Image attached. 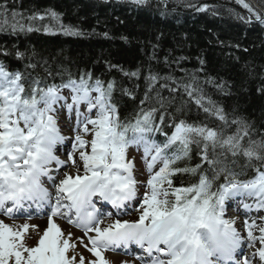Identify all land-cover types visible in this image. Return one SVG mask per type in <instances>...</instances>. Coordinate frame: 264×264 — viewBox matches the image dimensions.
Wrapping results in <instances>:
<instances>
[{
  "label": "snow or ice",
  "instance_id": "snow-or-ice-1",
  "mask_svg": "<svg viewBox=\"0 0 264 264\" xmlns=\"http://www.w3.org/2000/svg\"><path fill=\"white\" fill-rule=\"evenodd\" d=\"M131 2L144 5L147 0ZM236 2L248 10L249 22L255 16L264 24V17L245 0ZM207 8L203 5L197 10ZM46 15L59 21L55 11L48 10ZM18 16L0 4V31L39 30L31 23H21ZM28 19L43 21L45 15ZM60 27L65 34H79L71 26ZM44 31L51 32L52 28L45 26ZM15 55L23 57L20 52ZM109 68L125 76H139V70L129 73L117 65ZM45 71L47 76H31L10 71L0 62V210L11 217L23 214L26 205L49 209L43 229L0 219V264H86L84 257L76 254L78 245L95 257L88 264H109L106 251L132 244L147 253L150 264H264V216L243 220V231L236 227L235 218H225L233 200L246 211H264V140H252L247 124L231 121L236 131L226 135L224 128L177 120L165 107L162 90L176 93L182 88L205 113L229 126L222 108L210 100V106L205 105L202 89L151 71L145 77L148 87L139 112L132 120H122L114 79L105 81L83 72L50 83L48 77L53 74ZM121 91L132 96L128 89ZM153 91L159 108H144ZM65 112L69 119L74 117L70 136L63 135L58 124L59 115ZM156 134L163 136V141H158ZM66 140L71 151L64 161L56 151ZM132 148L142 151L145 180L137 179L139 170L135 157H130ZM194 148L199 162L193 167L176 166L178 161L190 160ZM239 157L245 158V163L237 170ZM68 162L76 174L64 172L61 178V169ZM81 166L83 175L79 174ZM247 169L252 170L251 176ZM179 174L198 175L199 179L177 187L173 178ZM45 179L52 190L45 187ZM138 187L146 190L138 195ZM249 199L253 203H247ZM131 202L138 205L135 211L139 218L134 221L113 219L112 212L103 210L105 203L110 204L118 217ZM57 217L67 219L83 235L74 239L71 232L62 230ZM245 245L254 251L245 254Z\"/></svg>",
  "mask_w": 264,
  "mask_h": 264
},
{
  "label": "trees",
  "instance_id": "trees-1",
  "mask_svg": "<svg viewBox=\"0 0 264 264\" xmlns=\"http://www.w3.org/2000/svg\"><path fill=\"white\" fill-rule=\"evenodd\" d=\"M245 2L264 17V0ZM0 4H6L9 13L18 12L21 23L39 29L0 31V62L8 70L47 76V69L54 77H48L50 83L83 72L105 81L114 79L122 120H132L139 112L150 71L171 76L202 89L205 105L210 106V100L222 108L229 126L205 113L182 88L176 93L162 90L165 107L177 120L224 128L226 135L236 131L231 121L239 120L249 126L252 140H264V92L260 91L264 88V24L255 16L249 22L248 10L236 0H147L144 5L117 0H0ZM203 5H208L207 10L198 11ZM48 10L58 13L59 21L46 15ZM35 15H45V19L29 21ZM60 25L71 26L79 34H65ZM45 26L52 31H44ZM5 51L10 54L5 56ZM16 52L23 57L18 59ZM109 65L129 73L139 70V76H125ZM121 89H128L132 96ZM150 106H160L155 91L143 105ZM195 151L190 160L178 161L176 166H195L199 162ZM244 163L245 158H237V170ZM247 171L248 176L253 174ZM198 179V175L179 174L173 183L188 186Z\"/></svg>",
  "mask_w": 264,
  "mask_h": 264
},
{
  "label": "bare ground",
  "instance_id": "bare-ground-1",
  "mask_svg": "<svg viewBox=\"0 0 264 264\" xmlns=\"http://www.w3.org/2000/svg\"><path fill=\"white\" fill-rule=\"evenodd\" d=\"M130 69H134V68H130ZM135 71H137V70H134L132 72H135ZM136 88H137V86H136ZM139 93H141V92H139ZM151 93H150V95H151ZM65 94H67V91H65ZM60 115L62 117H64L65 119H68L67 113H61ZM69 151H71V149ZM64 172H68L69 174L75 176V174H76V168H74L72 165H71V167H69L66 170L64 168H62L61 169V173H60V177L61 178H62ZM79 174L83 175L82 166L80 167V173ZM144 190H146V189H141V192H143ZM93 199H94V201L96 203H98V200H97L98 198H95L94 197ZM246 202L248 203V201H246ZM99 204H100V202H99ZM234 204H235V202L230 201L228 203V206L233 207ZM107 207H108V209L110 208V210H106L105 211V209H107ZM137 207H138V205L135 202L129 203L127 205V208L126 209H121L120 210V213L127 212V210H130L131 209V211H129L130 212V216H128V218L126 216H124V217L119 218V219H121V220H129V221H134V220L138 219L139 218V213L135 211V209ZM112 208L113 207L111 205H108V206L104 205L103 206V210L105 212H112L115 215L116 211H113ZM25 215H26V213L23 210V214H21V213H18L17 214L16 213V217L15 218H8V217L6 218L5 216H3V215L0 214V219H3L6 223H9V224L20 225V224H23V223H29L30 225H38L40 227V229H43V228H45L47 226V218H48V216L46 214H41L39 216V218H37V219H34L33 218V219L30 220V222H27V219H25ZM251 215H255V218L257 216H259V214L255 210H252L250 212L245 210L240 215L241 216L240 217L241 220H237V224H236V227L238 228V230L243 231L242 230V222H243V220L248 219ZM26 218H29L28 215H27ZM112 218L115 219V217H112ZM55 219H56V222L62 228V230H64L66 233L67 232H71L73 234V238L74 239H75V237H79V236H82L83 235L81 229H79V228H77V229L72 228V225L68 223L67 219H63V218H59V217H57ZM106 222H107V220H106ZM249 222H251V221H249ZM257 223H259V220H257ZM243 234L246 235V232H244ZM257 246H259V245H257ZM245 247H246V245H245ZM245 247H244V249H245ZM82 248L86 251V254H88V255L91 256V253H89L83 246H82ZM253 251H254V249H253ZM109 252H110V250H108V251H106L104 253L105 259H106V255H108ZM121 253H122V255H117V256L120 257L121 259L125 260V261H128L131 264H148L147 261L149 260V258H146V259L141 260V259H138V257L134 253H128V254H126L127 252H125V251H123Z\"/></svg>",
  "mask_w": 264,
  "mask_h": 264
},
{
  "label": "rangeland",
  "instance_id": "rangeland-1",
  "mask_svg": "<svg viewBox=\"0 0 264 264\" xmlns=\"http://www.w3.org/2000/svg\"><path fill=\"white\" fill-rule=\"evenodd\" d=\"M61 130H64V129H61ZM69 132H71V131L69 130ZM64 133H65V130H64ZM141 156H142V154L137 152L135 150V148H132L130 150V157H135L137 169L139 170L137 172V179L142 181V180H145L147 178V172L144 169V165H143V161L141 160ZM65 168H69V166L65 167ZM143 173H145L146 175L144 176ZM140 174H142L143 176H140ZM236 219H238V218H236ZM256 233L259 235L258 232H256ZM29 243H34V240H30ZM76 254L78 255V257H79V255H82L84 257V259H85L86 264H88L89 261L95 259V257L93 258L92 254H91V256L86 254V251L82 248L81 245L77 246ZM106 260L109 262V264H131L128 261H125V260L121 259L117 255L116 256L107 255V259Z\"/></svg>",
  "mask_w": 264,
  "mask_h": 264
}]
</instances>
